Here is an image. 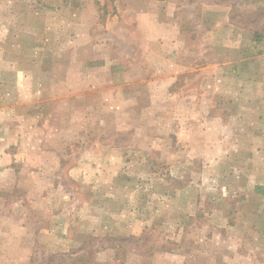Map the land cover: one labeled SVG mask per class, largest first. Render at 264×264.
I'll return each instance as SVG.
<instances>
[{
	"label": "rangeland",
	"instance_id": "obj_1",
	"mask_svg": "<svg viewBox=\"0 0 264 264\" xmlns=\"http://www.w3.org/2000/svg\"><path fill=\"white\" fill-rule=\"evenodd\" d=\"M216 1L239 48L264 39V0ZM134 6L0 0V264H245L229 231L264 213V190L230 156L233 100L200 28L214 14L173 12L190 45L171 78Z\"/></svg>",
	"mask_w": 264,
	"mask_h": 264
},
{
	"label": "crops",
	"instance_id": "obj_2",
	"mask_svg": "<svg viewBox=\"0 0 264 264\" xmlns=\"http://www.w3.org/2000/svg\"><path fill=\"white\" fill-rule=\"evenodd\" d=\"M143 3L148 6H134V8L142 19L148 21L149 31L144 34L148 38L145 45L155 48L160 44L159 38L161 39L166 52L171 54V58L165 61L176 68L167 73V76L171 78L189 70L187 62L180 60L177 54L185 51V47L190 45V40L172 19L173 12L190 6L196 11L214 14V18L211 17V23H207L206 27L202 20L200 25L203 27L200 28L210 31L211 37L216 38L215 42H212L215 52L209 56L213 70L208 73V77L213 79V82L216 79L219 83L226 82L225 85H220V88L214 85L219 88L218 92H227L226 94H230L233 100L229 108L234 111V119L232 122L229 121L228 125L233 128L229 140L235 147L232 148L230 156L239 160L249 159L247 163L249 165L245 168L247 175L243 173L244 176H248V179L242 176L241 182L246 181L245 184L249 189L264 190V54L256 57L251 51L252 43L257 44L256 48L264 47V39H260L259 42L250 35L248 39L244 36L243 49L239 48L237 43L240 41L236 36L238 34L240 37V34L237 30L244 29L230 19L232 7L226 3L221 4L220 1L141 0V4ZM155 6L163 10L164 18H157V15L162 14L154 8ZM196 43L200 46L211 44L207 41ZM153 50L151 49L150 52H154ZM174 51L175 55H173ZM202 72L206 74L208 71L202 69ZM240 100L242 102H239ZM214 121L219 125L223 124L220 119H214ZM249 183L251 186L248 187ZM238 187L244 188L243 185ZM258 212L247 213L239 219V222L240 220L245 222V227L250 226L249 229L238 230L234 227L229 231L234 239L233 253L237 255L238 260L243 258L245 264H264V213L260 210Z\"/></svg>",
	"mask_w": 264,
	"mask_h": 264
},
{
	"label": "trees",
	"instance_id": "obj_3",
	"mask_svg": "<svg viewBox=\"0 0 264 264\" xmlns=\"http://www.w3.org/2000/svg\"><path fill=\"white\" fill-rule=\"evenodd\" d=\"M257 38H258V39L261 38V35H257Z\"/></svg>",
	"mask_w": 264,
	"mask_h": 264
}]
</instances>
